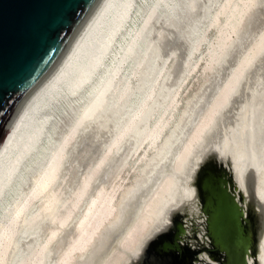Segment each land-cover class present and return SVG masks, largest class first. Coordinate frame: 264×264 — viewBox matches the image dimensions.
Listing matches in <instances>:
<instances>
[{
	"label": "bare ground",
	"instance_id": "6f19581e",
	"mask_svg": "<svg viewBox=\"0 0 264 264\" xmlns=\"http://www.w3.org/2000/svg\"><path fill=\"white\" fill-rule=\"evenodd\" d=\"M258 1H99L66 59L24 99L0 144V264H129L140 259L149 236L178 216L190 219L198 194L203 203L205 193L193 185L198 168L210 159L217 167L207 174L223 168L242 189L259 234L254 261L264 264V176L256 187L258 166L264 164L259 155L264 154V131L254 135L248 130L238 142V135L225 127L226 110L245 77L264 60V31L248 43L252 24L245 25ZM210 30L216 44L199 53ZM243 31L251 38H243L245 46L238 40ZM177 33L181 41L175 46ZM234 33L239 36L228 44ZM192 74V93L184 100L181 87ZM183 101L186 109L170 129ZM91 126L99 129V158L75 185L71 171L81 160L75 151L85 134L93 139L87 133ZM212 145L219 154H206ZM118 152L111 180L90 193L94 176L99 178ZM224 163L232 165L233 174ZM66 164L72 166L70 178ZM65 180L74 186L66 181V188ZM82 199L87 203L78 214ZM173 208L182 214L173 215ZM217 227L212 226V234L218 235ZM207 258H199V264H211Z\"/></svg>",
	"mask_w": 264,
	"mask_h": 264
},
{
	"label": "water",
	"instance_id": "95a60500",
	"mask_svg": "<svg viewBox=\"0 0 264 264\" xmlns=\"http://www.w3.org/2000/svg\"><path fill=\"white\" fill-rule=\"evenodd\" d=\"M99 1L0 0V144L12 121L17 119L24 99H29V93L34 92L52 70H57L61 59H66L73 39L78 36L86 20L92 18ZM215 148L212 145L206 154H219ZM206 163L204 171L208 167H217L212 159ZM229 180L237 190L232 178L229 177ZM202 188V191L205 190V198L199 204L200 212L197 214L201 213L208 218L206 236L212 240L213 245L228 249L230 239L237 234H233V226L242 208L218 179L213 181L208 178ZM238 190L239 195H242V189ZM187 210L186 207L183 209ZM172 213L176 215L179 212L173 208ZM215 223L219 226V237L217 233L212 234ZM177 225H169L149 236L145 241L143 256L129 264H145L148 260L166 264L178 257L181 260L189 258L191 252L195 251L177 243L176 238L185 232L184 226ZM255 241L254 235L249 245L242 244L238 248L230 246L235 251L228 252L229 257L233 260L240 253V264H247L245 253L251 250V255L255 254ZM177 247L181 252L179 256L175 252Z\"/></svg>",
	"mask_w": 264,
	"mask_h": 264
},
{
	"label": "rangeland",
	"instance_id": "374dc122",
	"mask_svg": "<svg viewBox=\"0 0 264 264\" xmlns=\"http://www.w3.org/2000/svg\"><path fill=\"white\" fill-rule=\"evenodd\" d=\"M234 1H236L237 3H239L240 1H242V0H234ZM244 1V0H243ZM260 1V2H259ZM258 1V3L259 4H257V6L255 7V10L253 11L252 10V12H249V14L250 15H248V19H247V22L245 23V25L246 24H248V23H251L252 24V29H251V32L250 31H248V32H250V37L252 38V40L250 41V42H248L249 40H248V38H250L249 36L246 38V36H244L245 34H247L248 32L247 31H243V36H242V38L241 39H238L239 41H241V44L243 45L244 43H251V42H253V40L255 39L256 40V38H258V36H260L262 33H263V31H264V0H259ZM164 34H165V31H162ZM209 33H210V36H209ZM208 34H207V37H206V39L205 40H203L202 41V43L201 44H199V46L198 47H200V49L198 48V50H199V53L202 51V52H205V51H207L209 48H210V46L212 45V47H214L215 45L214 44H216V38L214 37V33H213V31L212 30H210V32H209ZM212 33V34H211ZM167 36H168V33H167ZM180 35L177 33L176 34V37H175V39H174V43L176 44L175 46H178L179 45V42L181 41V38L179 37ZM237 36H239V34H231L230 35V39H229V36H228V40L229 41H227L228 42V44H229V42H231L232 43V41H234V40H236L237 38ZM256 36V37H255ZM166 37V36H165ZM214 37V38H213ZM240 37H241V34H240ZM246 38V41H244V39ZM250 38V39H251ZM243 39V40H242ZM230 40H232V41H230ZM210 41H213V42H210ZM215 41V42H214ZM244 42V43H243ZM211 43V44H210ZM247 43V44H248ZM227 44V46H229ZM231 45V44H230ZM241 45V46H242ZM246 45V44H245ZM245 45H243V46H245ZM240 46V45H239ZM248 46V45H247ZM238 47V46H237ZM201 50V51H200ZM205 50V51H204ZM177 53V52H176ZM178 55H179V52L177 53ZM177 54H176V56H177ZM180 56V55H179ZM179 56H177L178 58H179ZM177 60V59H176ZM264 61V60H263ZM263 61L261 62V60L260 61H258L257 63H256V65H255V70L253 71L252 70V73L250 72V74H248L246 77H245V80L243 81L244 83L242 84V86H241V83H240V85H239V90H238V94H237V97H236V99L234 100V102L232 103V105L230 106V108H228L227 110H226V113H228L229 114V119L227 120V123H226V128H227V130H228V133H230L231 135H233L234 133L236 134V135H238V137H239V139H236L238 142L240 141V142H243L245 139H246V136L248 135V130H250L251 132H252V130L254 131L253 132V134L254 135H259L260 133L262 134L263 132L262 131H264V109H263V107H264V63H263ZM193 81H195V78H194V76H193V74L191 75V76H189V78H188V80L185 82V84L183 85V87H181V91H180V93H183V91H185V93L186 94H184L183 93V98H184V100H185V98H187V97H189L190 95H191V93H192V90L190 89V86H189V84L190 83H192ZM204 87L206 86V85H203ZM203 86H201L202 88L200 89V90H202L203 91V93H204V88H203ZM188 89V91L186 92V90ZM208 92V91H207ZM200 93H202V92H200ZM200 93L198 92V93H196V94H198L197 96H199L200 95ZM209 93V92H208ZM208 93H206V90H205V94H208ZM205 94H202V95H205ZM210 94V93H209ZM204 97V96H203ZM207 97V95L205 96V98ZM186 107V105H185V103H184V101H183V103H182V105L179 107V110L177 111V113L173 116V118H172V120H171V125H170V129L171 128H173V124L175 125V123H176V120L178 119L177 117H178V113L181 111V110H183V108L184 109H186L185 108ZM262 111V112H261ZM219 114V113H218ZM217 114V115H218ZM262 115V116H261ZM218 117H219V115H218ZM217 117V118H218ZM237 119V120H236ZM232 122V123H231ZM94 125V124H93ZM92 125V126H93ZM95 125H97V124H95ZM94 125V126H95ZM90 127V129H91V132H90V130L89 131H87V133H89V135L88 136H90V138H91V136H92V142L91 141H88L87 140V134H85V137H84V139L83 140H85L84 142L82 141V143H81V145L83 144V146H84V148L79 144V146H78V150L77 151H75V154H76V156H73L74 158H73V160L75 159V157H76V159H78V160H80V161H78V163H77V160L75 159V161H73V163H77L75 166H74V164L73 163H71L72 164V166H74V170L73 171H71V168L70 167H72L71 165H69V164H66V165H68V169L69 170H67V171H65V174L66 175H68L70 172L69 171H71L72 173H74V172H76V175H74L75 177H76V181L74 180V182H75V185H76V183L77 182H79V181H77V180H80V178H81V176H82V172L83 171H85V169L87 170V169H90V167L89 166H93L94 164H95V161L99 158L98 156H99V154L97 155V151H98V153H99V147H98V142H99V140H95V135H97L96 133H97V130L96 129H98L97 127L99 126H97V127ZM237 126V127H236ZM100 127V126H99ZM93 128L95 129V130H93ZM261 128V129H260ZM231 129V130H230ZM255 129V130H254ZM259 130V131H258ZM92 131H95V133H94V135H91V134H93V132ZM98 131H99V129H98ZM230 131V132H229ZM256 131V132H255ZM234 132V133H233ZM259 132V133H258ZM100 133V132H99ZM98 133V134H99ZM101 134H102V131H101ZM260 134V135H261ZM77 135V134H76ZM100 135V134H99ZM105 135H107V134H105ZM102 136L101 138L102 139H105L106 141L108 140V138L106 137V136ZM76 137V136H75ZM86 138V139H85ZM254 137H252V139H253ZM89 139V138H88ZM102 139H100V140H102ZM263 139V138H262ZM76 141V140H75ZM88 141V142H87ZM97 143H95V142ZM103 141V144L106 142V141H104V140H102ZM233 141L235 142V140L233 139ZM263 142L261 143L262 145L261 146H263V144H264V140H262ZM74 142V141H73ZM94 142V144H96L95 145V147H96V149L93 147V144H91V143H93ZM249 142V141H248ZM87 143H89L90 144V146L87 144ZM254 143V144H253ZM103 144H101V141H100V145H103ZM255 141H251V144H250V146H255ZM88 145V146H87ZM99 145V146H100ZM233 145H234V143H233ZM232 145V146H233ZM72 146V145H71ZM70 146V147H71ZM82 147V148H81ZM101 147V146H100ZM91 148H92V150H91ZM232 148V147H231ZM261 148H263V147H259V149H261ZM68 149H70L69 147H68ZM67 149V151H69ZM81 149H83V151L81 150ZM95 149V150H94ZM78 151L80 152V153H78ZM94 151V152H93ZM96 151V152H95ZM67 154V153H66ZM80 154V156H78ZM68 155V154H67ZM66 155V156H67ZM115 155V156H114ZM113 156L115 157V160L113 159H111L110 160V162H109V164H108V161H107V164H106V166L108 165V167H105V166H103V167H105V168H101V169H103L102 171H101V173H100V171H99V175L96 173V175H98V177L99 178H97V177H95L94 176V178L93 179H97V181H95V183H92L91 184V186H93L92 188L90 187L89 188V190L88 191H90V193H93L95 190L94 189H96V187L98 186H101V184L103 185V183L104 184H107L108 182H109V180H111V178H112V176H113V174H112V171H113V173H114V171L116 170V168H112V167H116V165L115 164H117V162H116V160H117V158H118V156L120 155V152H118L117 153V155L116 154H114ZM259 155H261V157H262V159L264 160V154H259ZM65 159H66V157H65ZM64 159V160H65ZM96 159V160H95ZM261 160V159H260ZM114 161V162H113ZM84 164V166L86 167H84L83 166V164ZM93 162V163H92ZM81 163V164H80ZM115 163V164H114ZM93 164V165H92ZM114 164V165H113ZM264 164L263 163H261L260 164V166H258V179H257V185H258V183H260V180H263V178H261L260 179V177L261 176H264V166H263ZM224 166L225 167H227L228 169H229V171L232 173V171L230 170V168H232V165H229L228 163H224ZM231 166V167H230ZM75 167H78V169L76 168V170H75ZM110 167V168H109ZM205 167V166H204ZM204 167L203 168H198V176H197V179H196V181H195V183H194V187H195V189H196V192L198 191V193H200V191H201V193H205V190L204 191H202V185H203V183L206 181V177H208V178H210V177H212V176H215V177H213V178H217V177H219L220 176V178H221V180H223L222 182H221V185L222 186H224L226 189H227V191H229L230 192V194H231V196L232 197H234V199L240 204L239 205V207L240 208H242L241 209V215H239L238 216V220H237V222H236V224L233 226V228L235 229V230H233V234H236V235H233V239H230V243H229V245H228V249H224L223 247V251L224 252H222V256H221V258L222 257H224L223 256V254L225 255V253L227 252V254H228V256H229V253L228 252H233L234 253V249L233 248H231L230 246H235V247H237L238 248V246H241L242 244H245V245H249L250 244V242H251V236H252V234L250 233L251 231L254 233V235H255V246L258 244V232L256 231V228H255V226H254V221H253V218H251L250 217V215H252L251 214V210H250V208L247 206V203H246V200H245V195L244 194H242V195H239V190H238V184L235 182V180H234V183H235V185H236V189L237 190H235V188H234V186H232L231 185V183H230V180H229V177H227L226 176V174H225V171H221V170H218V172L217 171H215L214 173H208L207 174V171H209V168L210 167H208V168H206L205 170H207V171H204L203 169H204ZM63 169H66V166L64 165L63 166ZM108 169V170H107ZM112 169H115V170H112ZM106 170V171H105ZM111 170V171H110ZM88 171V170H87ZM87 171H85V173L87 172ZM111 173H110V172ZM67 172V173H66ZM105 172V174H103ZM62 173H63V171H62ZM72 173H70V174H72ZM69 174V175H70ZM81 174V175H80ZM233 174V173H232ZM69 175L67 176L68 178H70L71 177V175H70V177H69ZM73 175H72V180L71 181H73ZM80 176V178H79V176ZM83 175H84V172H83ZM105 175V176H104ZM110 176V177H109ZM68 178H66V176H65V178L64 179H68ZM101 178V179H100ZM256 178L257 177H255V180H256ZM108 180V181H107ZM66 181L69 183V182H71V181H68V180H65V182L64 183H66ZM104 181H106V182H104ZM74 182H73V184H72V182L71 183H69L70 185L72 184V186H74ZM103 182V183H102ZM63 183V184H64ZM68 183H66L65 185L67 186L68 185ZM70 185H69V187H70ZM97 185V186H96ZM256 185V187L259 189V185L257 186ZM65 186V187H66ZM71 186V187H72ZM200 186V187H199ZM64 187V186H63ZM64 187V188H65ZM66 188H68V186L66 187ZM70 189V188H69ZM240 189V188H239ZM68 190V189H67ZM94 190V191H93ZM87 191V194H90L89 192ZM86 194V197L88 196ZM205 195V194H204ZM203 198H205V197H203L202 196V199ZM83 199H87V198H85V197H83ZM81 200V203L83 204V205H80V203H79V207H81V208H79L80 210L78 211V214L79 213H81V209L83 210L84 209V207H85V205H86V203H87V200ZM83 201V202H82ZM197 201L198 202H196L195 204H196V207L193 209V213H191V214H189L190 216H192L190 219L188 218V216H187V218H181V216H178V218L176 219V221H175V223H173V222H169V225L170 226H178L177 224H179V226H184V230H185V232L183 233V234H180V237L178 238V240H179V243L181 244V245H183V247H186V242L187 243H189L190 244V248H192V249H197V247H198V244H199V246L201 245V248L202 249H204V245L206 246V245H208L209 247H210V245H209V240H210V238L209 237H207L206 236V224H207V216H205V215H201V213H199V214H197L198 212H200V209H199V204L201 205L202 204V202L200 201V199H199V194H198V198H197ZM241 201V202H240ZM85 204V205H84ZM36 206V203L34 204V206H32V207H35ZM31 207V208H32ZM197 209V210H196ZM194 218V219H193ZM193 220L195 221V222H193ZM173 225H172V224ZM181 224V225H180ZM256 225V224H255ZM197 237H196V236ZM217 237H219V234L217 235ZM195 240V241H194ZM197 240V241H196ZM219 240H220V238H219ZM204 242V244L202 245V244H200V243H198V242ZM248 243V244H247ZM258 246V245H257ZM225 247V246H224ZM248 247V246H247ZM239 251H240V249H239ZM240 254V253H239ZM246 255H245V257H244V259L246 260V263L247 264H250V263H253V264H255V261H254V259H255V257H257L258 258V256H257V254H256V256L254 257V255H251V250H249L247 253H245ZM205 256L206 257H208V261L211 263V264H220V262H219V259H218V257H215V258H212L211 259V257L209 256V254H207V253H205ZM236 256H237V258H236ZM235 257H234V259H235V262H236V264H240V260L238 259V255H236ZM230 259V258H229ZM233 259V260H234ZM217 260V261H216ZM232 260V259H231ZM250 261V262H249ZM253 261V262H252ZM159 262H161V261H156V264H159ZM147 263V262H146ZM199 263H201L200 261H199ZM204 263H206V262H204ZM229 264V263H228Z\"/></svg>",
	"mask_w": 264,
	"mask_h": 264
},
{
	"label": "flooded vegetation",
	"instance_id": "af4514ba",
	"mask_svg": "<svg viewBox=\"0 0 264 264\" xmlns=\"http://www.w3.org/2000/svg\"><path fill=\"white\" fill-rule=\"evenodd\" d=\"M213 177H215V176H212V177H210L213 181H216L217 179L219 180V181H223V180H221V178H220V176L219 177H217V178H213ZM251 234H252V236H251V238L254 236V233L251 231L250 232ZM196 236V235H195ZM180 237V236H179ZM178 237V238H179ZM197 237V236H196ZM178 238H176V241H177V243L180 245V246H183V245H181L180 243H179V240H178ZM195 241V240H194ZM197 241V240H196ZM198 243H200V244H204V242L202 241V242H198ZM186 245L190 248V244L189 243H187L186 242ZM209 245H210V247L208 246V245H204V249H202L201 248V245L199 246V244H198V247H197V249L195 248V249H192V248H190L191 249V251H195V253H193V252H191L192 254L189 256V258H187V259H184V260H181L180 259V257H178V259L176 258L175 260H172L170 263H166V264H199V261H200V259H201V257H202V260H203V257H204V259H206L207 257L205 256V253H207V254H209V256L211 257V259L212 258H215V257H218V259H219V262H220V264H228L229 262L231 263V264H236V262H235V259L234 260H231V258L228 256V254H227V252L225 253V255L223 254V256L224 257H222L221 258V256H222V252H224L223 251V248L221 247V246H218V245H213L212 244V240L210 239L209 240ZM178 248V247H177ZM175 252H176V254L179 256V254L181 253L180 252V249L178 248V249H176L175 250ZM169 253V252H168ZM167 253V255H169L170 257H171V255L170 254H168ZM202 253H204V254H202ZM168 256V257H169ZM169 257V258H170ZM206 257V258H205ZM200 258V259H199ZM230 258V259H229ZM207 260H208V258H207ZM231 260V261H230ZM217 261V260H216ZM149 264V263H148ZM156 264V263H155ZM159 264H161V262H159ZM164 264V263H163Z\"/></svg>",
	"mask_w": 264,
	"mask_h": 264
}]
</instances>
